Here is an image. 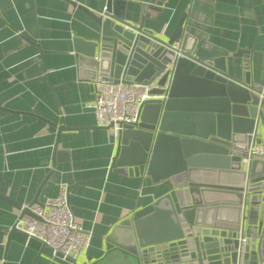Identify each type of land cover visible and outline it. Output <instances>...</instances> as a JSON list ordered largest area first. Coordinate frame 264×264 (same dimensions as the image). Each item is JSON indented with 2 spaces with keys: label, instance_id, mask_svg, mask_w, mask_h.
<instances>
[{
  "label": "water",
  "instance_id": "1",
  "mask_svg": "<svg viewBox=\"0 0 264 264\" xmlns=\"http://www.w3.org/2000/svg\"><path fill=\"white\" fill-rule=\"evenodd\" d=\"M65 1L99 27L95 41L73 39L81 78L143 84L158 79L151 93L164 95L143 103L138 123L119 132L110 169L154 184L169 181L171 189L100 237L106 253L92 264L111 254V264H264V161L242 162L252 135L258 142L264 131V85L253 82L247 55L238 76L223 56L194 57L183 35L184 57L163 90L167 74L159 76L183 19L164 41L141 23L125 21V0H108L98 15ZM40 189L27 205L1 193L0 199L18 218H36L29 207L40 205ZM15 232L12 226L9 238Z\"/></svg>",
  "mask_w": 264,
  "mask_h": 264
},
{
  "label": "crops",
  "instance_id": "2",
  "mask_svg": "<svg viewBox=\"0 0 264 264\" xmlns=\"http://www.w3.org/2000/svg\"><path fill=\"white\" fill-rule=\"evenodd\" d=\"M71 1L97 15L108 2ZM125 1L127 23H141L167 41L183 19L179 41L188 37L194 57L223 56L239 76L247 55L253 82L264 85V0ZM98 35L99 27L65 0H0V193L27 205L40 187L39 202L66 185L75 221L91 234L76 264L101 259L100 237L171 189L169 181L154 184L110 169L116 137L96 128L86 107L93 82L79 76L73 44ZM62 124L78 129L60 132ZM258 137H264L262 129ZM18 216L0 199V264H59L40 241L20 232L9 238ZM113 259L111 254L98 264Z\"/></svg>",
  "mask_w": 264,
  "mask_h": 264
},
{
  "label": "built area",
  "instance_id": "3",
  "mask_svg": "<svg viewBox=\"0 0 264 264\" xmlns=\"http://www.w3.org/2000/svg\"><path fill=\"white\" fill-rule=\"evenodd\" d=\"M168 63L160 74H167L163 90H168L175 64L183 58L181 42L176 41L169 47ZM158 80V79H157ZM157 80L149 83L117 82L97 77L93 81V100L86 105L93 112L95 125L107 128L109 134L117 137L125 127L138 123L140 109L143 103L151 99H162L164 95H153L157 89ZM252 135V142L245 150L242 162L248 164L251 160L264 161V137ZM68 187L59 186L54 198L47 197L40 205L33 204L29 210L37 218L23 216L17 218L13 227L24 234L27 239H36L50 250L51 257L59 264H74L77 256L85 253L90 245L91 234L84 231L69 208Z\"/></svg>",
  "mask_w": 264,
  "mask_h": 264
}]
</instances>
